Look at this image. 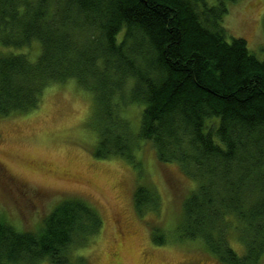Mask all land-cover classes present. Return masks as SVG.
<instances>
[{
  "label": "trees",
  "instance_id": "1",
  "mask_svg": "<svg viewBox=\"0 0 264 264\" xmlns=\"http://www.w3.org/2000/svg\"><path fill=\"white\" fill-rule=\"evenodd\" d=\"M229 1L0 0L2 42L28 48L0 54V115L32 110L48 85L76 80L93 97L95 155L136 163L135 143L151 140L161 161L197 180L180 235L201 239L227 264H256L264 255V58L246 38H229ZM133 104L137 130L125 114ZM134 202L141 213L159 207L142 184ZM101 224L81 197L54 205L36 231L0 211V264H87L73 249ZM233 228L244 254L229 241Z\"/></svg>",
  "mask_w": 264,
  "mask_h": 264
},
{
  "label": "rangeland",
  "instance_id": "2",
  "mask_svg": "<svg viewBox=\"0 0 264 264\" xmlns=\"http://www.w3.org/2000/svg\"><path fill=\"white\" fill-rule=\"evenodd\" d=\"M228 9L223 24L229 38H246L249 48L264 58V0L229 1ZM35 46L40 51L38 42ZM19 51L28 48L5 45L0 38V54ZM37 52L29 51L32 58ZM94 112L92 94L71 79L48 85L38 107L0 115V211L6 219L19 230L36 231L54 205L81 197L102 218L100 230L73 249L87 264H227L201 239L183 237L177 230L184 199L197 180L178 162L161 161L149 139L135 143L136 163L122 155L96 156ZM125 114L137 130L139 107L129 105ZM140 184L157 193V209H137L134 193ZM155 226L165 242L153 240ZM229 239L244 254L234 228ZM40 264L53 263L45 258ZM256 264H264V255Z\"/></svg>",
  "mask_w": 264,
  "mask_h": 264
}]
</instances>
